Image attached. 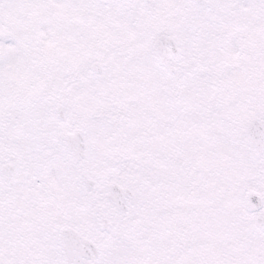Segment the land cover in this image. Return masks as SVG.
<instances>
[{
	"label": "snow or ice",
	"instance_id": "1",
	"mask_svg": "<svg viewBox=\"0 0 264 264\" xmlns=\"http://www.w3.org/2000/svg\"><path fill=\"white\" fill-rule=\"evenodd\" d=\"M0 264H264V0H0Z\"/></svg>",
	"mask_w": 264,
	"mask_h": 264
}]
</instances>
